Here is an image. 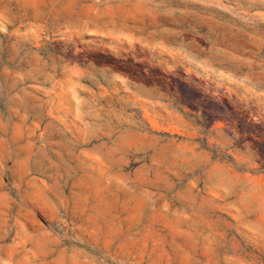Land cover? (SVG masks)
<instances>
[{
  "label": "rangeland",
  "instance_id": "obj_1",
  "mask_svg": "<svg viewBox=\"0 0 264 264\" xmlns=\"http://www.w3.org/2000/svg\"><path fill=\"white\" fill-rule=\"evenodd\" d=\"M0 264H264V0H0Z\"/></svg>",
  "mask_w": 264,
  "mask_h": 264
}]
</instances>
